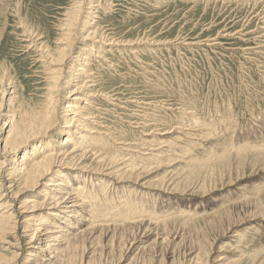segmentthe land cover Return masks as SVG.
<instances>
[{
	"label": "rangeland",
	"instance_id": "374dc122",
	"mask_svg": "<svg viewBox=\"0 0 264 264\" xmlns=\"http://www.w3.org/2000/svg\"><path fill=\"white\" fill-rule=\"evenodd\" d=\"M70 12L78 16L72 27L78 40L71 43L74 50L62 73L64 83L71 84L61 82L58 97L62 106H79L81 114L67 129L50 132L34 151L21 150L12 160L44 147L41 160L45 150L63 154L72 144L79 148L76 153L90 152L96 143L91 152L98 160L108 159L105 166L111 159L117 163L111 177L82 175L76 167L59 175L64 191L75 186L85 205L82 233L143 222L144 228L158 226L162 235L169 229L179 232L176 240L169 234L156 248L172 245L176 264H195L193 243L219 236L208 260L207 254L201 258L203 264H264V0H0V86L5 92L0 87V127L47 102L50 66L40 51L64 47L57 40L64 38ZM88 34L90 40L78 38ZM76 87L84 91L75 94L91 96L87 110L86 101L77 105L71 102L75 95L65 97ZM8 90L15 97L10 104ZM81 124L95 132L86 135L91 139L84 149L83 133L75 127ZM9 183L2 173L0 191L16 210L5 188ZM12 184H17L14 179ZM217 214L222 223L213 226V218L208 225ZM154 237V231L139 230L130 238V251L125 255L121 248L108 264L119 257L128 264L135 254L133 264H143L140 258L155 262L157 252L155 257L141 254ZM9 241L15 242L10 235L0 237V259L11 257ZM101 242H80L79 251L93 248L101 254L96 248ZM75 255L65 260L73 263Z\"/></svg>",
	"mask_w": 264,
	"mask_h": 264
},
{
	"label": "bare ground",
	"instance_id": "6f19581e",
	"mask_svg": "<svg viewBox=\"0 0 264 264\" xmlns=\"http://www.w3.org/2000/svg\"><path fill=\"white\" fill-rule=\"evenodd\" d=\"M73 10L76 9H72V11ZM69 18L70 19L68 20L67 24L65 23L66 25L63 26L65 30L64 32L65 34L62 37L64 38L57 40L59 45L64 44V47L63 48L59 47L61 49H57L53 52L50 49H44V50L41 49L40 51L42 52V59L44 61H47L48 65L50 66L48 76H50L51 79L50 80L51 84L49 83L51 86L49 87V95H48L49 97L47 102L44 103L43 106H40L42 108L38 109L39 111L34 112L33 110V112L31 113H25L23 111L24 113L18 114L19 116L17 119L12 118L11 121L7 123V125L2 124L0 127V176L3 173L7 182L8 181L10 182L5 188L10 195L9 200L11 199V201H14L17 207V208L15 207L16 210H13L14 209L13 204L12 203L10 204V201L9 202L5 201V199L3 198L4 194L0 191V210L3 211L2 215H0V237L10 235V237L13 238L15 242L16 241L18 242L16 246H19L16 248L15 242L9 241V244H7V248L11 253V255L9 254L11 257H7L8 259L7 258L0 259V264H15V262H17L18 259L19 261L20 260L24 261L23 262L24 264H96V263L108 264V261L111 262L112 259L113 260L115 259L117 252H119L121 248L122 249L125 248V255L130 251L132 246V244L129 243L130 238L133 235H136L139 230L140 231L142 230L143 234L148 233V235L154 231V235H155L154 239L151 242L150 247L141 254L145 255L146 257H150V256L155 257L154 256L155 253L156 252L158 253V254L156 253L158 259L155 262L154 260H150V259L143 260L144 258H140L139 260H141L143 264H146V262L148 264H154V263L176 264L174 258L175 251L169 250L170 247H168L172 245L167 244L164 247H161V250L159 251H157L156 249L157 246H159L160 244L159 241H162L161 244L163 245L165 243L164 240H167V238L170 237L169 234L171 235L170 238H172V241L176 240V236L178 235L176 233L178 231L176 230H175L176 232L172 233V231H170L169 229V231H167L162 235L159 232L160 228L158 226H156L157 228H153V229L149 228L148 226L144 228L143 222H139V224H134L131 226L113 227L112 229H110L111 227L109 229L108 228L104 229L101 227L99 228V226H96L95 228L92 229V233L91 234L89 233L88 235H85L84 233H82L83 231L79 229L80 225H82L85 222L87 223L86 218L84 216L85 214L83 215L81 213L82 211H84L85 205L83 203H79L80 196H77L75 194V193L78 194L79 191L78 189L75 190L76 188L75 186L69 187L70 188L69 192L73 193L72 195L73 197L71 196V194H69V192L66 193V191H64V188H62L64 185L61 186L62 184L59 183V181L64 182L65 179L60 180L59 178L61 177L59 175H62L61 173L63 172L66 173V171L63 170L65 168L76 167L82 175H86V174L91 175L93 172H102L104 175H106V177H111L110 175H113L114 173L112 167H114L117 164L116 161H113L111 159V161L109 160L111 162L110 163L111 165L105 166L103 162H108L107 161L108 159H104L102 157L101 160H98L100 156L98 158L97 153L91 152V150L96 149L98 145L96 143L95 144L88 143V141H90L91 138L88 139L86 135L90 136L95 132L91 131L92 129L88 130V126L86 124H81L80 126L77 125L75 127L76 129L80 128L79 130L81 131V133H83V136L81 138L82 141L80 142L81 147L84 149L87 148V145L90 144V152L89 151L88 152L92 154H89L86 149H84L80 153H76L77 150H79V148L78 149L76 148L77 144L74 145L72 144V146L74 147H72L71 152H66L67 151L66 148L63 154L61 152L55 153V151H53L55 154L53 152L49 153L47 150H45L46 152L43 153L45 156H42L41 160H38V158L41 156V152L39 151H44L45 149L44 147L42 148V150L35 152L33 155L29 154L30 157L25 158L20 155L19 161L12 160V158L15 155H17L21 150L24 151L25 149L24 152L32 151V150L34 151L37 148V146L35 147V144H39L40 141L50 137L51 136L50 132L56 130L57 127L60 130L61 128L67 129L69 127L67 125L70 124L69 122H74L73 118L78 117L81 114L80 112L77 111L78 109H81L79 108V106H77L80 102L86 101L84 105L87 106V108L84 107L85 110H87L88 107H90L91 105L89 101L90 95L84 94L85 97H83L84 98L83 99L82 95L75 94L84 91L81 87H76L74 90H72L69 93H66L65 95L67 99L68 97H70V95L71 96L75 95L73 96L71 102L72 103L73 101L77 102L76 105L77 107H75L73 104L69 102H66V105L63 106L59 103L61 98L58 97L59 95L58 90L62 88L61 82L64 85L71 84L70 82H68L67 84L64 83L65 78L63 77L64 74L63 70L65 68L66 59L70 56L69 55L70 48L72 49L71 43L72 41L78 40L77 37L73 36L74 31L72 30V27L74 26L76 22V18H78V16L76 15V13L73 14L70 12ZM78 38L81 39L82 41H86V40H90L91 36L88 34L85 38H83V36H78ZM73 50L74 49H72L71 52ZM81 70L84 69L82 68ZM1 88H2L1 89L2 92H4L3 87ZM90 92L92 94V91ZM10 94L11 93H9L8 90V94L6 95V98H8L6 100L7 104L12 103L13 100L15 99V97L13 99V97H11ZM61 107H62V112L59 113ZM60 120L63 121L61 123L63 124L61 125L63 127H60ZM5 129L7 130L6 132H4ZM66 144L67 142L65 141L64 145L66 146ZM115 146H117V144ZM82 148L80 150H82ZM27 160H29L30 164L26 162ZM120 164L121 163H119V165ZM115 173H118V171L117 172L115 171ZM13 179L17 183L16 185L12 184ZM162 186L163 185H160L159 187ZM31 191L32 192L37 191V192L34 196L32 195L28 197L29 195H25L26 193ZM43 196L45 197L49 196L48 198L50 200L41 201L40 199L39 201L36 202L34 199L35 197H43ZM41 210H43L44 212H42ZM131 210H133V208ZM35 211L37 213H35ZM86 212H88L89 214L90 211L88 210ZM222 213L226 215L228 214V211L224 210ZM78 214H81V216H78ZM45 215H47L50 218L47 220V222H44L43 220V218H45ZM213 218L215 219V222L212 224L213 226L222 223L220 219L221 214H217L215 216L212 215L211 218L207 219L208 225L212 223ZM69 219L73 221H69ZM65 222H69L70 224H66ZM62 224L63 225L65 224L67 226L66 227L67 229L64 226H62ZM221 237L223 236H219L215 239L199 241L196 242V244L193 243L192 245L193 248L191 247L192 251L190 252L191 261L194 260L195 264H203V260L201 258L204 256V254L205 256L207 254V260H208V257L212 255V250H213L212 248L216 247L217 242ZM80 242H82L83 244L87 242V245L88 243L92 244L94 242H97L98 244H100L101 242L102 244L101 247L98 244L97 247L95 246L96 248H102L101 254L97 253L99 249L94 250L93 248L79 251ZM26 245L27 247L25 248ZM21 246L23 248V251L21 250ZM187 247H189V245ZM134 249H136V247ZM77 252L78 254L80 253V256L78 255L79 257L75 255ZM74 255L76 256V260L73 263L71 262L70 258H68V260H65V258ZM135 256L136 254L132 257V259L128 264H133L135 258H137ZM16 258L17 260L15 261ZM217 261H222V259L221 260L218 259ZM114 264H122V259L119 257V259L115 261Z\"/></svg>",
	"mask_w": 264,
	"mask_h": 264
}]
</instances>
